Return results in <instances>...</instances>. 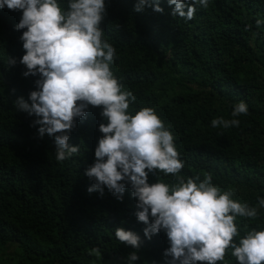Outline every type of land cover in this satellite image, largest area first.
I'll return each instance as SVG.
<instances>
[{
  "label": "trees",
  "instance_id": "trees-1",
  "mask_svg": "<svg viewBox=\"0 0 264 264\" xmlns=\"http://www.w3.org/2000/svg\"><path fill=\"white\" fill-rule=\"evenodd\" d=\"M58 2L67 7V0ZM152 2L163 12L149 6L136 12V0H105L100 27L116 48L110 68L136 96L128 111H156L174 136L185 178L211 173L213 184L232 191V199L257 207L255 219L237 217L241 237L262 230L264 207L257 197H264V0H209L207 8L196 5L192 20L174 17L168 0ZM21 16L0 9V264H126L136 249L115 237L118 227L141 238L135 264H164L168 238L164 231L150 240L144 236L130 187L122 201L106 187L103 197L87 191L93 181L84 173L103 135L99 124L107 123L102 106L90 105L76 121L69 144L80 152L63 162L55 158L54 138H40L39 125L30 126L36 118L15 106L19 97L28 100L39 78L23 76L27 69L19 63L25 54L19 37L26 29H16ZM9 58L16 64L10 66ZM241 100L248 114L235 117L238 127L211 126L215 118L233 119ZM158 180L171 184L175 177L149 173V184ZM231 251L217 264H238Z\"/></svg>",
  "mask_w": 264,
  "mask_h": 264
},
{
  "label": "clouds",
  "instance_id": "clouds-1",
  "mask_svg": "<svg viewBox=\"0 0 264 264\" xmlns=\"http://www.w3.org/2000/svg\"><path fill=\"white\" fill-rule=\"evenodd\" d=\"M168 3L175 6L174 17L192 20L196 5L207 8L209 0ZM146 6L163 12L152 0H136L134 11L142 12ZM4 7L22 11L16 29H26L19 37L25 54L19 63L27 69L23 76L39 77L28 100L19 97L14 104L36 118L30 126L39 125L40 138L45 134L54 138L57 161L79 154L80 147L69 144L76 121L86 117L90 105L102 106L100 115L107 123L99 124L103 135L95 147L94 163L84 173L93 181L89 193L99 192L103 197L106 187L122 201L126 187H130L137 201L134 215L146 225L144 236L150 240L164 231L168 238L164 264H217L228 249L238 264H264V229L253 228L241 237L235 222L237 217L255 219L257 207L232 199V191H222L213 184L211 173L202 180L199 175L185 178L180 174L184 161L174 136L156 111L151 107L135 114L128 111L136 96L124 90L110 68L116 48L103 39L100 27L105 0H67L66 8L58 0H0V9ZM261 23L256 21L257 26ZM16 62L8 59L10 66ZM247 114V104L241 100L233 107V119L215 118L211 126L238 127L240 121L235 117ZM154 170L171 174L175 182L149 184V173ZM257 201L258 207H264V197L258 196ZM115 237L136 249L126 257V264H135L140 259V236L118 227ZM91 251L100 255L98 248Z\"/></svg>",
  "mask_w": 264,
  "mask_h": 264
}]
</instances>
